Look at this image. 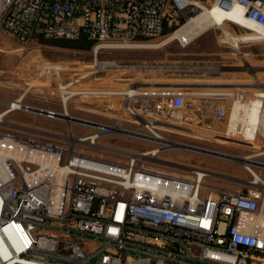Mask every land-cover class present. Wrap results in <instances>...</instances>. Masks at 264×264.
I'll return each mask as SVG.
<instances>
[{
	"label": "built area",
	"instance_id": "2783aa9c",
	"mask_svg": "<svg viewBox=\"0 0 264 264\" xmlns=\"http://www.w3.org/2000/svg\"><path fill=\"white\" fill-rule=\"evenodd\" d=\"M234 7L264 28V0H0V30L23 45L40 37L85 38L98 52L143 46L173 35L201 12ZM242 18L227 20L245 29L237 34L251 32ZM95 66L111 65L95 60ZM129 84L109 92L123 101V116L114 124L71 114L66 105L45 108L21 97L6 103V114L24 111L65 121L66 136L73 138L54 142L0 127V246L8 249L6 257L20 258L15 264H264V179L254 175L258 166L244 164L252 177L230 187L208 183L214 172L205 168L176 172L138 162L158 160L157 153L146 152L172 148L168 139L180 141L165 135L171 126L164 123L184 128L189 96L215 99L222 93ZM212 113L223 120L226 108L215 104ZM74 124L93 131L76 136ZM118 127L155 146L129 153L124 162L75 147L100 146L101 137L122 132ZM261 127L264 139V117ZM7 258L0 251V264Z\"/></svg>",
	"mask_w": 264,
	"mask_h": 264
},
{
	"label": "rangeland",
	"instance_id": "374dc122",
	"mask_svg": "<svg viewBox=\"0 0 264 264\" xmlns=\"http://www.w3.org/2000/svg\"><path fill=\"white\" fill-rule=\"evenodd\" d=\"M253 30L243 34L245 38L236 43L234 35L245 32V29L226 21L213 25L187 43L177 38L167 41L170 34H166L143 42V46L103 48L96 52L93 43L85 39L40 37L29 45H23L2 29L0 112L7 108L8 101L21 97L26 103L45 108L63 110L66 105L71 114L114 124L123 116L120 109L123 101L109 92L127 90L129 83L137 86L187 83L192 91L220 92L222 94L215 99L189 96L181 120L184 128L171 126L164 130L169 138L200 146L196 149L198 151L180 147L160 152L153 149L158 160L141 158L138 162L176 172L189 171L188 167L205 168L214 172L207 179L211 185L237 187L252 175L244 167L243 159L238 160L234 156L255 155L257 161L264 162L261 125L252 139H248L251 136L231 139L225 135L234 100L240 106L238 118L234 119L239 126H255L254 117L251 121L249 115L255 109L257 112L261 109V99L254 96L261 94L258 80L264 83V34L256 27ZM95 60L111 66L96 69L93 67ZM121 64L130 67H114ZM217 65L239 68L216 70ZM212 82L226 87L211 90L193 85ZM235 93L243 96L236 97ZM215 104L225 106L223 120L214 117L212 110ZM200 105L205 110L204 116L199 114ZM3 120L5 123L0 126L3 130L42 140L68 142L65 138L68 125L63 120L24 111H11ZM123 125L135 127L124 122ZM73 130L76 136L93 131L77 124L73 125ZM98 143L100 146L94 147L83 142L74 144L76 149L85 153L122 162L128 160L131 152H142L155 146L152 142L117 131L101 137ZM256 171L264 179V167H257Z\"/></svg>",
	"mask_w": 264,
	"mask_h": 264
},
{
	"label": "bare ground",
	"instance_id": "6f19581e",
	"mask_svg": "<svg viewBox=\"0 0 264 264\" xmlns=\"http://www.w3.org/2000/svg\"><path fill=\"white\" fill-rule=\"evenodd\" d=\"M241 13H242V10L240 7H234L229 12L221 11L217 8L201 12L192 21H190L187 24H185L184 26H182L173 35H170L166 40L170 41L171 39L177 38V39L181 40L183 43H187L191 39H193L195 36H198L203 31L209 29L213 25H217V24L221 25L229 19L231 21H234V20H237L236 18H242ZM239 21L245 27H247L249 30L254 31L253 27H256V28L260 29V31L264 34V28L263 27L256 25L254 23H251L249 21H246L243 18L239 19ZM64 65H66V64H64ZM75 65H77V64H75ZM249 69H252V68L250 67ZM257 84L259 85V88L261 90V92H260L261 94L258 93V95H255L254 97H258L259 99H261V101H262L260 104L261 109L258 112L255 109V112L252 111L254 113L253 114L251 113V115H249V119L251 118V121L253 120L252 118L254 117V119L256 121L255 126H251V125L249 126L248 125V127H247V126H239L236 124L234 119L238 118L237 115H238V111H239L240 106L234 100L232 112H231L228 127H227V131L225 133L227 138L238 139L235 136H239V137L240 136H251V138L248 137V139H252L254 134L256 133L258 127L260 126V124L262 125V119L264 117V95L262 96V94H264V83H262L258 80ZM235 94H237L236 97L243 96V95H239L238 93H235ZM9 105L11 106V103H9ZM249 105H250V103H249ZM252 110H253V107H252ZM5 114H6V110L5 111L3 110L0 112V120L2 119V117ZM64 117L67 120H71L68 112H64ZM164 125L172 126L174 124H172V123L165 124L164 123ZM119 129L123 132V130L120 127L117 128V130H119ZM126 133L135 134L132 131H126ZM247 133H250V134H247ZM66 138H70V137L66 136ZM70 139L73 140V138H70ZM156 140H159V139L157 138ZM243 141H245V140H243ZM247 141H245V142H247ZM166 145L168 147H180V148H184V149H191L194 151H198L196 149L200 147V146H196V145H193L191 143H188V142H180V141L177 142V141H172L169 139L166 140ZM154 152L155 151L153 150L150 152H146V154H148V153L153 154ZM153 155H155V154H153ZM234 158H236L238 160L243 159V163L247 164V165H255L258 167H264V162L253 160V159L249 158L248 156H243V157H235L234 156ZM3 159H4V153L2 151H0V168L2 167L3 162H4ZM254 173H255L254 175L256 176V179L259 180L261 178V176L258 173H256L255 170H254ZM12 237L15 238V235L13 234ZM0 243H2V242H0ZM7 250L8 249L5 246H0V251H1L2 255H4L5 258H7L6 256H8V255H6L8 253ZM7 259L8 260L3 264H15L18 261H20V258H17V257L10 258V256H9V258H7Z\"/></svg>",
	"mask_w": 264,
	"mask_h": 264
},
{
	"label": "crops",
	"instance_id": "0c3cea01",
	"mask_svg": "<svg viewBox=\"0 0 264 264\" xmlns=\"http://www.w3.org/2000/svg\"><path fill=\"white\" fill-rule=\"evenodd\" d=\"M206 31V30H205ZM204 32V31H203ZM234 39H236L237 40V42L236 43H238V42H240L241 41V38L243 39V38H245L244 36H243V34H236V35H234V37H233ZM230 39H231V41H232V37H230ZM232 44L234 45V46H236L235 45V43H233V41H232ZM250 51V50H249ZM217 69L216 70H220V69H229V68H232V69H238L239 67H236V66H232V65H230V66H222V65H217V67H216ZM167 84H177V83H167ZM178 85H184V86H190V84H187V83H181V84H178ZM193 85H199V86H204V87H202V88H209V89H211V90H218V89H221V88H224V87H226V85H224V84H220V83H215V82H212V83H200V84H193ZM245 85V84H244ZM5 111V110H4Z\"/></svg>",
	"mask_w": 264,
	"mask_h": 264
},
{
	"label": "trees",
	"instance_id": "16d2710c",
	"mask_svg": "<svg viewBox=\"0 0 264 264\" xmlns=\"http://www.w3.org/2000/svg\"><path fill=\"white\" fill-rule=\"evenodd\" d=\"M81 39H85V38H81ZM85 40H87V39H85ZM89 41V40H88Z\"/></svg>",
	"mask_w": 264,
	"mask_h": 264
}]
</instances>
